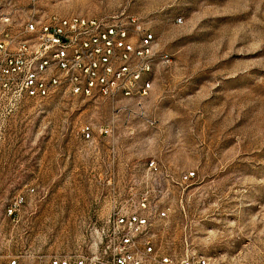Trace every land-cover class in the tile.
I'll list each match as a JSON object with an SVG mask.
<instances>
[{
    "label": "rangeland",
    "instance_id": "rangeland-1",
    "mask_svg": "<svg viewBox=\"0 0 264 264\" xmlns=\"http://www.w3.org/2000/svg\"><path fill=\"white\" fill-rule=\"evenodd\" d=\"M40 14L126 21L154 32L168 60L153 69L152 124L117 121L114 171L148 159L193 169L196 186L173 233L230 262L264 264V0H35ZM180 23H176L177 18ZM119 113L56 94L0 101V254L83 247L107 212L108 160L77 131ZM32 188V189H31ZM24 200L9 216L7 207Z\"/></svg>",
    "mask_w": 264,
    "mask_h": 264
},
{
    "label": "built area",
    "instance_id": "built-area-1",
    "mask_svg": "<svg viewBox=\"0 0 264 264\" xmlns=\"http://www.w3.org/2000/svg\"><path fill=\"white\" fill-rule=\"evenodd\" d=\"M181 18L176 19L180 23ZM154 32L129 16L126 21L81 14H40L35 0H0V101L13 106L56 94L108 102L113 117L96 132L80 125L79 139L97 149L103 138L108 160L107 212L83 247L54 253L17 249L0 254V264H238L220 252L198 249L177 237L171 222L184 212L197 183L193 169L154 159L114 171L117 121L128 133L133 122L152 124L147 99L153 69L167 61ZM32 189V188H31ZM24 197L16 195L13 216Z\"/></svg>",
    "mask_w": 264,
    "mask_h": 264
}]
</instances>
